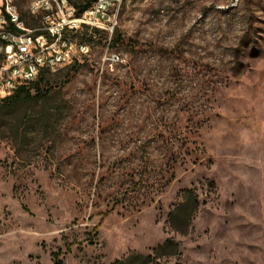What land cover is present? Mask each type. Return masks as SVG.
I'll return each mask as SVG.
<instances>
[{"label":"rangeland","instance_id":"rangeland-1","mask_svg":"<svg viewBox=\"0 0 264 264\" xmlns=\"http://www.w3.org/2000/svg\"><path fill=\"white\" fill-rule=\"evenodd\" d=\"M31 1L15 4L36 27ZM112 13V34L71 35L87 55L0 103V264H111L167 238L178 254L156 264H264V0ZM185 189L199 205L180 235Z\"/></svg>","mask_w":264,"mask_h":264},{"label":"built area","instance_id":"built-area-1","mask_svg":"<svg viewBox=\"0 0 264 264\" xmlns=\"http://www.w3.org/2000/svg\"><path fill=\"white\" fill-rule=\"evenodd\" d=\"M121 1L95 0L79 12L69 0H34L28 14L38 25L29 27L22 15L13 14L11 0H0V98L28 86L44 71H55L87 55L89 47L71 35L83 28L112 34L116 25L112 11ZM103 61L110 67L123 62L115 55Z\"/></svg>","mask_w":264,"mask_h":264},{"label":"trees","instance_id":"trees-1","mask_svg":"<svg viewBox=\"0 0 264 264\" xmlns=\"http://www.w3.org/2000/svg\"><path fill=\"white\" fill-rule=\"evenodd\" d=\"M95 0L86 2L84 5L75 6L80 11L89 7ZM75 72V70L73 71ZM47 73V71L42 72L39 75V79ZM29 85L36 87V82H32ZM30 97L28 86H22L13 95L0 99V103L5 102H17L22 100L24 97ZM14 104V103H13ZM55 140H51L47 145L48 150L54 154ZM198 201L196 195L192 189H185L180 192V202H178L168 213V222L171 230L177 232L180 235H185L190 231V222L193 213L198 208ZM178 254V245L170 238L164 240V242L154 249L147 255L129 254L127 257L115 260L111 264H156V262L164 257L176 256ZM52 264H60L58 253L51 254Z\"/></svg>","mask_w":264,"mask_h":264},{"label":"bare ground","instance_id":"bare-ground-1","mask_svg":"<svg viewBox=\"0 0 264 264\" xmlns=\"http://www.w3.org/2000/svg\"><path fill=\"white\" fill-rule=\"evenodd\" d=\"M11 10L13 11V14L15 15H21L16 4H15V0H11ZM34 6V0L31 1L29 7H28V13H30V11H32V7Z\"/></svg>","mask_w":264,"mask_h":264}]
</instances>
